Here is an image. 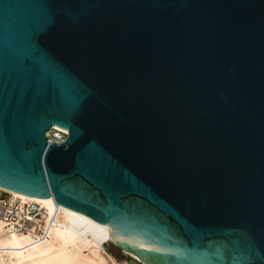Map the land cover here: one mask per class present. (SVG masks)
<instances>
[{
    "label": "water",
    "instance_id": "95a60500",
    "mask_svg": "<svg viewBox=\"0 0 264 264\" xmlns=\"http://www.w3.org/2000/svg\"><path fill=\"white\" fill-rule=\"evenodd\" d=\"M0 184L131 263L264 264V0H0Z\"/></svg>",
    "mask_w": 264,
    "mask_h": 264
},
{
    "label": "bare ground",
    "instance_id": "6f19581e",
    "mask_svg": "<svg viewBox=\"0 0 264 264\" xmlns=\"http://www.w3.org/2000/svg\"><path fill=\"white\" fill-rule=\"evenodd\" d=\"M0 188L39 203L47 233L40 238L32 231L17 232L0 219V264H120L106 248L105 242L113 237L88 215L1 184Z\"/></svg>",
    "mask_w": 264,
    "mask_h": 264
},
{
    "label": "built area",
    "instance_id": "2783aa9c",
    "mask_svg": "<svg viewBox=\"0 0 264 264\" xmlns=\"http://www.w3.org/2000/svg\"><path fill=\"white\" fill-rule=\"evenodd\" d=\"M0 219L6 227L17 232L32 231L40 238L47 235L44 228L43 207L37 202L13 196L2 188H0ZM54 222L52 219L51 223Z\"/></svg>",
    "mask_w": 264,
    "mask_h": 264
},
{
    "label": "rangeland",
    "instance_id": "374dc122",
    "mask_svg": "<svg viewBox=\"0 0 264 264\" xmlns=\"http://www.w3.org/2000/svg\"><path fill=\"white\" fill-rule=\"evenodd\" d=\"M7 230L9 229L7 228ZM106 248L114 256L116 261L120 264L125 262L129 263L130 262L129 260L132 259L130 255L127 252H124L114 241L108 242ZM137 264H142V263L137 262Z\"/></svg>",
    "mask_w": 264,
    "mask_h": 264
},
{
    "label": "trees",
    "instance_id": "16d2710c",
    "mask_svg": "<svg viewBox=\"0 0 264 264\" xmlns=\"http://www.w3.org/2000/svg\"><path fill=\"white\" fill-rule=\"evenodd\" d=\"M115 255V254H114Z\"/></svg>",
    "mask_w": 264,
    "mask_h": 264
}]
</instances>
